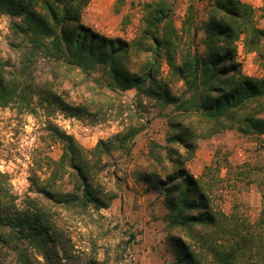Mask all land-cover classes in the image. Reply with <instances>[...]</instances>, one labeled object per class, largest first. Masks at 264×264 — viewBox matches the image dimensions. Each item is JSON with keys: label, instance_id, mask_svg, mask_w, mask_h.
I'll return each mask as SVG.
<instances>
[{"label": "trees", "instance_id": "trees-1", "mask_svg": "<svg viewBox=\"0 0 264 264\" xmlns=\"http://www.w3.org/2000/svg\"><path fill=\"white\" fill-rule=\"evenodd\" d=\"M89 1L0 0V15L11 17L9 46L19 54L16 64L0 56V107L32 109L36 96L47 116L56 108L70 117L88 112V106L72 105L54 91L52 79L64 68L66 73L77 70L86 82L112 93L121 122L120 130L88 148L47 119L44 129L49 139L60 143L61 153L56 159L34 154L29 186L19 205L0 173V264H8V254L12 264H106L96 257L98 239L90 241L93 254L83 258L65 227L70 222L101 227L99 212L116 197L106 189L101 172L113 152L129 155L135 137L146 127L143 99L153 101L161 112L169 108L164 113V142L149 141L148 164L137 176L163 196L170 264H264V208L253 222L234 212L226 214L213 203L208 185L187 169L198 140L232 129L264 135V76H244L237 60L239 41L245 52L264 55V26L255 24L254 8L242 0H212L197 25L189 5L179 30L172 0H151L142 5L137 36L126 41L82 23ZM199 31L201 49L194 46ZM141 54L147 58L134 71L129 61ZM39 57L51 65V79H36ZM163 63L166 77L160 76ZM97 67L102 78L91 74ZM167 79L181 81L184 92L172 94ZM128 89L136 90L132 105L120 100V92ZM134 239L129 232L121 240L116 262Z\"/></svg>", "mask_w": 264, "mask_h": 264}, {"label": "rangeland", "instance_id": "rangeland-1", "mask_svg": "<svg viewBox=\"0 0 264 264\" xmlns=\"http://www.w3.org/2000/svg\"><path fill=\"white\" fill-rule=\"evenodd\" d=\"M151 0H90L82 12L84 25L106 37H120L133 41L139 32L143 3ZM254 8L255 24L264 26V0H242ZM174 7V25L180 30L187 7L192 5L195 24L199 25L206 18V11L212 0H172ZM3 17V18H2ZM10 20L6 14L0 18V56L18 63V51L9 46ZM16 20H19L18 18ZM201 32L195 36L194 46L201 49ZM187 36L182 41L187 43ZM146 55L133 56L129 67L137 71L146 60ZM36 79H51L50 64L42 57L38 58ZM237 60L241 63L242 74L257 79L264 76V55L245 52L241 41L238 42ZM56 79H52L54 91L72 105L84 104L88 112L74 117L69 131L85 147H92L100 138H106L121 128L120 119L116 117L117 99L108 91L99 90L92 82H86L77 70L69 73L64 68L57 70ZM92 76L102 78V69L97 67ZM167 65L163 63L160 76L166 77ZM170 91L174 95L184 92V85L177 79H167ZM101 91V92H100ZM124 104L136 102V90L120 92ZM31 107L11 105L0 107V173L6 175L10 192L17 195L19 205L22 195L29 186V168L33 156L42 152L56 159L61 153L58 141L48 138L44 129L45 121L50 119L60 126V114L56 108L47 116L46 108L38 103L35 96ZM147 105L146 127L135 137L129 155L113 152L107 158L101 176L105 187L116 193L110 206L100 210L101 227L96 223L70 222L68 234L74 248L83 258L93 254L90 241L98 239L96 257L106 264H170L172 254L164 229L163 216H152L161 212L163 203L157 198L162 196L157 190L149 188L144 180L138 178V171L148 164L147 146L149 141L164 142L166 131V111H159L153 101L143 99ZM264 116V113L262 114ZM70 117V116H69ZM144 118V120L146 119ZM65 126V125H64ZM66 127V126H65ZM208 166V169H204ZM187 169L195 177L201 178L208 185V193L213 203L226 214L232 212L239 217H248L250 222L257 219L264 208V135H243L238 131L226 130L209 139L198 140L194 157L187 163ZM204 170V174L202 172ZM42 175V173H41ZM154 198V199H151ZM155 201L149 210V201ZM163 200V196H162ZM165 208V207H164ZM166 210V208H165ZM166 213V211H165ZM116 227V229H115ZM135 235L123 259L116 262L118 245L128 237ZM42 261V259L40 258ZM7 263L12 264L11 255ZM44 264V263H42Z\"/></svg>", "mask_w": 264, "mask_h": 264}, {"label": "built area", "instance_id": "built-area-1", "mask_svg": "<svg viewBox=\"0 0 264 264\" xmlns=\"http://www.w3.org/2000/svg\"><path fill=\"white\" fill-rule=\"evenodd\" d=\"M1 16L2 15H0V18H1ZM59 117L62 119V122H60L59 125H60V127H63V128H70L71 127V129H72L71 123L77 121L74 117H69V116L66 117L64 114H60ZM66 132L69 133V131H67V130H66ZM69 134H71V133H69Z\"/></svg>", "mask_w": 264, "mask_h": 264}, {"label": "crops", "instance_id": "crops-1", "mask_svg": "<svg viewBox=\"0 0 264 264\" xmlns=\"http://www.w3.org/2000/svg\"><path fill=\"white\" fill-rule=\"evenodd\" d=\"M151 199H154V198L151 197ZM157 200L162 203V196H159L157 198ZM154 203H155V201H152V200L148 202V204H150L149 210H151V208H153V204ZM165 211H166L165 208L162 206L161 207V212L159 210V212L156 213V214L152 213L153 214L152 216L157 217L159 219V217H161V216H163L165 214Z\"/></svg>", "mask_w": 264, "mask_h": 264}]
</instances>
